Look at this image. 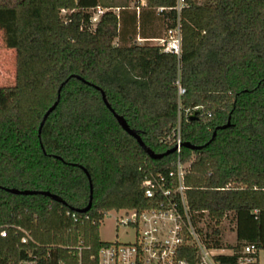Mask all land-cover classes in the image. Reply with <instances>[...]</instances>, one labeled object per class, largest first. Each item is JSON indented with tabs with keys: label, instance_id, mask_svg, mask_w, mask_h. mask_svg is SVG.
Instances as JSON below:
<instances>
[{
	"label": "trees",
	"instance_id": "obj_1",
	"mask_svg": "<svg viewBox=\"0 0 264 264\" xmlns=\"http://www.w3.org/2000/svg\"><path fill=\"white\" fill-rule=\"evenodd\" d=\"M176 5L146 0L148 9H165L158 14L166 32L179 22L180 60L157 45H115L121 18L101 0H0V29L16 52L15 85L0 88V264H97L110 245L99 236L109 212L156 207L142 182L175 172L178 155L154 160L145 149L176 146L178 80L183 109L201 108L197 120L182 114L181 142L206 145L180 152L191 163L190 211L207 212L218 227L231 213L238 244L229 248L264 251V0H185L180 13ZM97 7L106 12L93 29ZM87 174L92 207L81 213L90 201ZM215 226L206 229L221 248Z\"/></svg>",
	"mask_w": 264,
	"mask_h": 264
},
{
	"label": "built area",
	"instance_id": "obj_2",
	"mask_svg": "<svg viewBox=\"0 0 264 264\" xmlns=\"http://www.w3.org/2000/svg\"><path fill=\"white\" fill-rule=\"evenodd\" d=\"M184 5L185 0H177L175 10L180 13ZM164 10L159 8L158 12ZM91 12L90 22L94 29L106 10L97 7ZM67 13L62 11L63 15ZM151 41L155 42L163 53L172 54L181 59L183 51L179 22L174 28H170L163 38ZM176 86L179 96V121L175 146L178 155L176 171L170 172L168 176L159 173L142 182L145 197L156 200V207L143 211H116L125 214L124 218L118 220L117 227L132 228L135 231V240L131 243L117 241L101 248L97 255V264H259L261 251L254 244H246L240 250L214 247L212 238L214 235L211 230L206 229V225L215 226V222H210L207 212L192 213L190 211L185 177L191 163H182L180 158L181 116L184 113L186 118L194 114L199 117L201 108L184 110L181 98L186 90L182 87L180 80L176 82ZM73 218L77 219L75 214ZM215 227L220 230V226ZM20 231L23 233L21 242L29 243L32 240L30 233L25 230ZM0 236L5 238L7 231L2 230ZM77 251L81 257L82 248L78 247ZM222 257H235V260L223 261L220 259ZM79 264H82L81 260Z\"/></svg>",
	"mask_w": 264,
	"mask_h": 264
},
{
	"label": "rangeland",
	"instance_id": "obj_3",
	"mask_svg": "<svg viewBox=\"0 0 264 264\" xmlns=\"http://www.w3.org/2000/svg\"><path fill=\"white\" fill-rule=\"evenodd\" d=\"M112 6H124L126 5L125 0H101ZM135 0L127 3V7L135 8ZM201 2V1H200ZM116 14L119 13L118 10H114ZM166 33L163 34L165 36ZM115 45H119L118 39L114 41ZM134 44L144 45L151 44L156 45V43L142 42L139 38H136ZM16 76V52L12 49H8L5 44L4 31L0 29V88L13 87L15 85ZM125 217L124 212H109L104 221L101 223L99 228V236L102 242L106 243H131L135 240V231L130 227H117L118 220ZM211 227H213L211 225ZM235 221L233 220V215L231 214L225 221L220 225L221 231V243L223 247L228 249L230 246H237V235L235 229ZM209 229H211L209 227ZM259 264H264V251L260 252Z\"/></svg>",
	"mask_w": 264,
	"mask_h": 264
},
{
	"label": "crops",
	"instance_id": "obj_4",
	"mask_svg": "<svg viewBox=\"0 0 264 264\" xmlns=\"http://www.w3.org/2000/svg\"><path fill=\"white\" fill-rule=\"evenodd\" d=\"M131 1L132 0H125L126 5L122 7L112 6L103 2L105 6L119 11L118 15L121 18L119 43L122 45H130L135 42L136 38H139L143 43H155L151 40L163 38V34L166 33V25L163 16L159 15L158 11L148 9L146 7V0H135V8H128V2H130V5H133Z\"/></svg>",
	"mask_w": 264,
	"mask_h": 264
},
{
	"label": "water",
	"instance_id": "obj_5",
	"mask_svg": "<svg viewBox=\"0 0 264 264\" xmlns=\"http://www.w3.org/2000/svg\"><path fill=\"white\" fill-rule=\"evenodd\" d=\"M98 90L101 91V94H102V98H103V101L105 103V105L107 106V108L113 113V115L115 116L116 120L118 121L119 125L122 127V129L127 132L130 136L134 137L138 143L140 144V146L142 148H145L140 136L132 129L129 128L128 124L126 123V121L124 120L123 117L117 115L114 110L111 108L110 104L108 103L107 99H106V95L104 93V91H102L100 88L97 87ZM58 105V101L47 111V113L45 114L44 116V119L42 121V124L40 126V130H39V133L41 132V129L46 121V119L48 118V116L55 110V108L57 107ZM197 114H194L193 116L190 117L191 120H197ZM229 122L228 124L224 125L221 127V129H226L229 127ZM216 135V132L214 133L213 137H215ZM206 146V145H205ZM205 146H201V147H197V146H194L190 143H184L182 144V147H186V148H189L191 150H201L203 147ZM176 147L173 148L171 151L169 152H166L165 154H155L153 151L151 150H148V149H145L148 153V155L150 156V158L154 159V160H159V159H162L163 157H165L166 155H168L169 153H174L176 152ZM87 172V171H85ZM88 175V174H87ZM88 178H89V181H90V177L88 175ZM7 191L9 192H12L14 194H17V195H24V196H30V195H38V194H42V195H45V196H49L51 197L53 200H57V196L55 195H51L50 193L48 192H38V191H18V190H8ZM92 193H93V187H92V184H91V181H90V201H89V204L87 205L86 208L82 209V210H79V212L81 213H86L88 212L91 207H92Z\"/></svg>",
	"mask_w": 264,
	"mask_h": 264
}]
</instances>
